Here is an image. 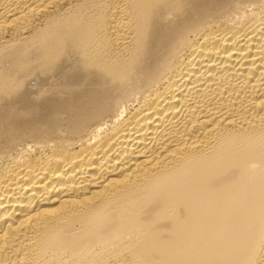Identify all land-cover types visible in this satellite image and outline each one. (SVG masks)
Listing matches in <instances>:
<instances>
[{"label": "bare ground", "instance_id": "obj_1", "mask_svg": "<svg viewBox=\"0 0 264 264\" xmlns=\"http://www.w3.org/2000/svg\"><path fill=\"white\" fill-rule=\"evenodd\" d=\"M0 264H264V0H0Z\"/></svg>", "mask_w": 264, "mask_h": 264}]
</instances>
